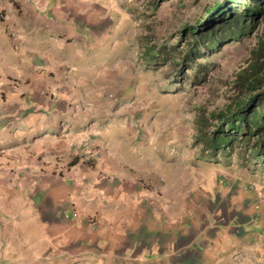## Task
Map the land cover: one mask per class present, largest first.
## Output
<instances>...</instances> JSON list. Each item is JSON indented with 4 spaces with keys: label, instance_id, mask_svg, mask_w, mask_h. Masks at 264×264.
Segmentation results:
<instances>
[{
    "label": "crops",
    "instance_id": "crops-1",
    "mask_svg": "<svg viewBox=\"0 0 264 264\" xmlns=\"http://www.w3.org/2000/svg\"><path fill=\"white\" fill-rule=\"evenodd\" d=\"M123 21L122 0H0V264H264V193L165 156Z\"/></svg>",
    "mask_w": 264,
    "mask_h": 264
},
{
    "label": "rangeland",
    "instance_id": "rangeland-1",
    "mask_svg": "<svg viewBox=\"0 0 264 264\" xmlns=\"http://www.w3.org/2000/svg\"><path fill=\"white\" fill-rule=\"evenodd\" d=\"M122 1L133 19L132 25L130 21L126 24L123 21V27L127 31L126 45L128 42L135 52V68L140 69L142 117L148 119L149 116H157L163 119L164 123L160 119V122L154 120L156 123L149 134L157 132V144H168L162 149L167 151L165 156L170 151L174 156L178 144L184 142L187 146L185 153L191 160L229 162L234 166L235 176L246 169L245 174L253 175L251 189L264 193V158L257 164L250 151L238 141H234L226 151L213 155L206 142L216 127L217 114L244 96V88L236 80L239 71L256 58L253 51L259 50V41H264V0H255L260 3L263 14L257 17L258 22L253 29L239 40L208 50L206 57H199L193 63L182 60L183 51L189 45V36H184L187 31L182 30L185 26L198 25L205 17L206 9L221 0ZM250 1L243 0V3ZM242 5L239 3L236 6L237 12L243 11ZM118 14L124 17V12L119 9ZM125 17L128 19L127 15ZM147 49H152L156 57H150ZM261 53L258 62L264 60V49ZM130 80L136 82L137 75L131 76ZM155 89L156 101L153 97L149 98L150 92L153 95ZM107 120L101 117L97 122L102 124ZM218 168L215 170H221ZM210 169V166H206V170ZM204 172L200 174L205 175Z\"/></svg>",
    "mask_w": 264,
    "mask_h": 264
},
{
    "label": "trees",
    "instance_id": "trees-1",
    "mask_svg": "<svg viewBox=\"0 0 264 264\" xmlns=\"http://www.w3.org/2000/svg\"><path fill=\"white\" fill-rule=\"evenodd\" d=\"M239 3L244 8L241 13L236 8ZM262 14L261 5L255 0L244 3L243 0H221L212 4L198 25L185 26L182 30L187 31L184 36H189L183 62L193 63L199 57H206L208 50L239 40L253 29L258 22L257 17ZM263 42L260 40L259 50L253 51L256 58L239 71L236 82L244 88V96L217 114L216 127L206 140L213 155L226 151L234 141H238L250 151L257 164L264 158V60L258 62L264 49ZM147 52L150 57H156L152 49H147Z\"/></svg>",
    "mask_w": 264,
    "mask_h": 264
}]
</instances>
